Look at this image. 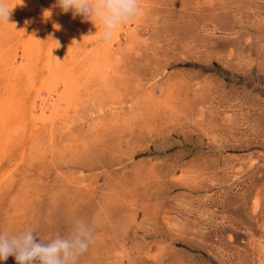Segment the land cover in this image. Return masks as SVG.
I'll use <instances>...</instances> for the list:
<instances>
[{"label":"rangeland","instance_id":"rangeland-1","mask_svg":"<svg viewBox=\"0 0 264 264\" xmlns=\"http://www.w3.org/2000/svg\"><path fill=\"white\" fill-rule=\"evenodd\" d=\"M7 3L0 232L82 219L78 264H264V0H138L108 43Z\"/></svg>","mask_w":264,"mask_h":264},{"label":"clouds","instance_id":"clouds-1","mask_svg":"<svg viewBox=\"0 0 264 264\" xmlns=\"http://www.w3.org/2000/svg\"><path fill=\"white\" fill-rule=\"evenodd\" d=\"M64 12L72 10L100 29L99 39L111 41L113 34L140 14L138 0H57ZM13 7L0 0V25L9 22ZM39 236V240H37ZM93 240L92 229L82 219L73 221L67 235L41 237L34 228L19 233L0 232V261L14 256L17 264H78Z\"/></svg>","mask_w":264,"mask_h":264}]
</instances>
